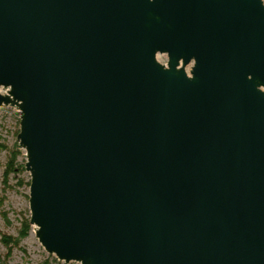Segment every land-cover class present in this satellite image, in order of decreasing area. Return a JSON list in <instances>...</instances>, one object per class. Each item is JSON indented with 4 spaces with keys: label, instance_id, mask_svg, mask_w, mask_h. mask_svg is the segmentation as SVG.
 I'll use <instances>...</instances> for the list:
<instances>
[{
    "label": "water",
    "instance_id": "water-1",
    "mask_svg": "<svg viewBox=\"0 0 264 264\" xmlns=\"http://www.w3.org/2000/svg\"><path fill=\"white\" fill-rule=\"evenodd\" d=\"M30 224L80 264H264V0H0Z\"/></svg>",
    "mask_w": 264,
    "mask_h": 264
},
{
    "label": "rangeland",
    "instance_id": "rangeland-1",
    "mask_svg": "<svg viewBox=\"0 0 264 264\" xmlns=\"http://www.w3.org/2000/svg\"><path fill=\"white\" fill-rule=\"evenodd\" d=\"M20 111L16 107L0 106V264H80L65 263L49 254L40 243L35 226L30 224V180L25 169L27 156L20 148ZM16 152L15 171L6 179L11 156ZM25 221L30 225L28 234L18 246L8 247L3 236L19 237Z\"/></svg>",
    "mask_w": 264,
    "mask_h": 264
},
{
    "label": "trees",
    "instance_id": "trees-1",
    "mask_svg": "<svg viewBox=\"0 0 264 264\" xmlns=\"http://www.w3.org/2000/svg\"><path fill=\"white\" fill-rule=\"evenodd\" d=\"M16 156H17L16 152H14L13 155L11 156V161L8 165L9 167L7 169L6 176H5L6 179L11 172L15 171L14 166H15ZM24 227H25V229L22 230L19 237H17V238H11V237H8L5 235L3 236L2 239L8 247H11V245L12 246H18L20 244V242L22 241V239L26 237V235L28 234L29 228H30V225L28 224L27 221H25Z\"/></svg>",
    "mask_w": 264,
    "mask_h": 264
},
{
    "label": "bare ground",
    "instance_id": "bare-ground-1",
    "mask_svg": "<svg viewBox=\"0 0 264 264\" xmlns=\"http://www.w3.org/2000/svg\"><path fill=\"white\" fill-rule=\"evenodd\" d=\"M34 233H36V227H35V230L33 231L32 235H33Z\"/></svg>",
    "mask_w": 264,
    "mask_h": 264
}]
</instances>
